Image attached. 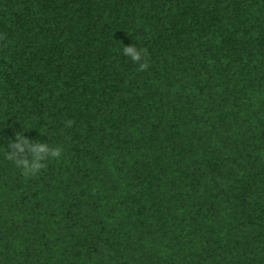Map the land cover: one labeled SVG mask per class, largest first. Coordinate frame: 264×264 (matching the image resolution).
I'll return each mask as SVG.
<instances>
[{
	"label": "trees",
	"instance_id": "obj_1",
	"mask_svg": "<svg viewBox=\"0 0 264 264\" xmlns=\"http://www.w3.org/2000/svg\"><path fill=\"white\" fill-rule=\"evenodd\" d=\"M0 264H264V0H0Z\"/></svg>",
	"mask_w": 264,
	"mask_h": 264
},
{
	"label": "clouds",
	"instance_id": "obj_2",
	"mask_svg": "<svg viewBox=\"0 0 264 264\" xmlns=\"http://www.w3.org/2000/svg\"><path fill=\"white\" fill-rule=\"evenodd\" d=\"M123 55L139 64V70L148 67L147 53L143 49L134 46L124 47ZM6 158L12 160L15 166L26 176L37 175L53 159H59L62 155L60 146L52 147L49 142L30 140L21 133H14V138L8 140Z\"/></svg>",
	"mask_w": 264,
	"mask_h": 264
}]
</instances>
